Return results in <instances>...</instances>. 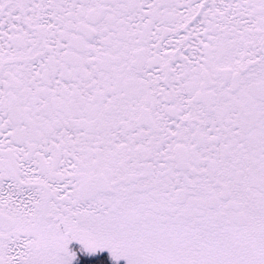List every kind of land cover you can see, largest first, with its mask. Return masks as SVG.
<instances>
[{
    "label": "snow or ice",
    "instance_id": "obj_1",
    "mask_svg": "<svg viewBox=\"0 0 264 264\" xmlns=\"http://www.w3.org/2000/svg\"><path fill=\"white\" fill-rule=\"evenodd\" d=\"M0 264H264V0H0Z\"/></svg>",
    "mask_w": 264,
    "mask_h": 264
}]
</instances>
